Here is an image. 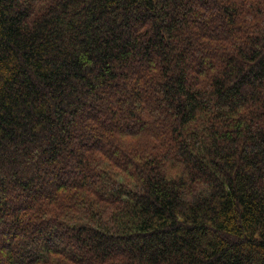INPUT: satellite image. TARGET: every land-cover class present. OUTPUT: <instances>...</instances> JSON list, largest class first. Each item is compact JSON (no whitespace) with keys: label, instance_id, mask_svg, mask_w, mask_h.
<instances>
[{"label":"trees","instance_id":"trees-1","mask_svg":"<svg viewBox=\"0 0 264 264\" xmlns=\"http://www.w3.org/2000/svg\"><path fill=\"white\" fill-rule=\"evenodd\" d=\"M0 264H264V0H0Z\"/></svg>","mask_w":264,"mask_h":264},{"label":"rangeland","instance_id":"rangeland-1","mask_svg":"<svg viewBox=\"0 0 264 264\" xmlns=\"http://www.w3.org/2000/svg\"><path fill=\"white\" fill-rule=\"evenodd\" d=\"M72 170H74L73 168H72ZM66 174V176L67 177H69V179L70 180H74V177H73V171H71V168L65 173ZM53 182V181H52ZM47 183V182H46ZM43 187H47V185L46 184H43ZM61 241V242H60ZM64 242H66V239L65 240H59V238H57V237H55V236H53V238L51 239V242H50V245L53 247H55L56 246V244H59V243H61L60 245H64L65 243ZM64 247H67V246H64ZM19 251V250H18ZM23 255L21 254V253H19L18 254V259H20L22 262H23Z\"/></svg>","mask_w":264,"mask_h":264}]
</instances>
